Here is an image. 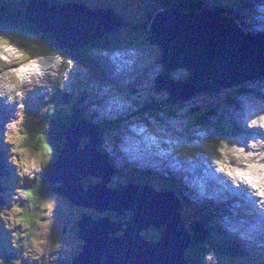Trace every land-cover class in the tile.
Returning a JSON list of instances; mask_svg holds the SVG:
<instances>
[{
  "label": "water",
  "instance_id": "water-1",
  "mask_svg": "<svg viewBox=\"0 0 264 264\" xmlns=\"http://www.w3.org/2000/svg\"><path fill=\"white\" fill-rule=\"evenodd\" d=\"M25 19L40 34H51L59 48L70 52L80 51L122 25L111 11L91 12L79 5L37 0L29 2ZM147 32L159 48L163 66L156 88L168 92V103L198 93L235 90L264 77V34L246 35L205 11H160L150 19ZM176 69H185L188 77L173 82L170 73ZM77 114L79 120H71L63 149L48 175L49 185L57 184L49 192L98 214L112 212L118 220L108 216L95 219L84 213L77 222L81 252L73 264H188L185 251L191 237L181 216L179 197L170 191L157 193L150 187L109 188L114 173L106 157L97 152V127L86 136L82 131L87 124L82 123L80 111ZM81 137L90 138L83 150L79 149ZM89 176L100 182L85 189L83 181ZM3 204L0 197V206ZM125 213L129 216L122 222ZM151 227L159 232L156 242L146 241L141 235Z\"/></svg>",
  "mask_w": 264,
  "mask_h": 264
},
{
  "label": "clouds",
  "instance_id": "clouds-1",
  "mask_svg": "<svg viewBox=\"0 0 264 264\" xmlns=\"http://www.w3.org/2000/svg\"><path fill=\"white\" fill-rule=\"evenodd\" d=\"M73 69L74 61L62 50L50 48L38 38L20 40L0 30V101L14 108L12 116L0 129V145L6 149V163L15 169L17 178L8 206L0 207V232L7 233L0 251V264H57L61 259L60 253L65 244L52 239L56 200L39 198L35 192L25 190L33 181L40 183L42 174L56 156L55 148L50 147V140L46 142L45 139L49 135V124L44 123L39 131L29 127L31 117L26 111L25 100L29 94L39 90L45 101L41 114L52 115L54 105L49 102L50 98L56 94L58 87L68 83ZM242 123L249 132L264 133V107L247 111ZM99 135L97 152L102 154L99 148L104 134ZM82 139L84 142L81 144ZM89 140L81 137L79 149L88 146ZM200 147L210 153L208 167L213 175L233 191L245 193L251 207L264 214V136L247 139L222 136L205 141ZM111 169L115 174L117 168ZM214 218L219 225V216ZM158 233L156 238L145 240L156 242ZM187 257L188 264H191L193 261ZM202 264H220L216 252L209 249L203 256Z\"/></svg>",
  "mask_w": 264,
  "mask_h": 264
},
{
  "label": "rangeland",
  "instance_id": "rangeland-1",
  "mask_svg": "<svg viewBox=\"0 0 264 264\" xmlns=\"http://www.w3.org/2000/svg\"><path fill=\"white\" fill-rule=\"evenodd\" d=\"M22 1L28 2V0H13L16 7L22 5L21 4ZM52 1L61 2L63 0H52ZM82 1L90 3L100 8H103L106 6L114 7L116 12H118L121 16H123V18L125 19V21L128 22V24H132L133 21L139 20L140 17L142 16L144 17L147 16L150 11L152 14L154 13L157 14L156 10L157 11L166 10V9H162L163 5H166L168 8H171V6H169L166 0H135L139 2V6L135 4L134 0H79V2H82ZM202 1H203L202 4L207 7L208 0H202ZM233 1L234 0H219V1L217 0V2L214 3L213 7L223 5L224 3L232 4ZM63 2H66V1H63ZM124 2H127V5H124ZM256 3L257 2L255 1L253 5L255 6ZM225 5L229 6L227 4ZM244 5H245L244 0H238V2L235 5H233L232 7L229 6V8L233 10L235 14H238L243 17V16H246L245 14H247L246 9L243 7ZM258 9L261 10L264 14V9H261L260 7H258ZM207 10L212 11L210 6L207 7ZM238 20L239 19L236 20L237 24L240 25L241 28H243L244 25L242 24V21L241 20L238 21ZM253 20L254 18L252 19V21ZM137 23L140 24L141 27H144L147 21L140 20ZM139 28L140 27H138L137 29H133V30L139 31L140 30ZM246 30L248 31V29ZM130 35L131 34H129L127 30L122 29V27H120L116 32L112 34V37L122 36L123 38H126V39L130 38V41H132L131 42L132 44L130 45H135V47H130L128 48V50H121V52L125 55H128L129 53L132 52V55H134L135 57L134 59L133 58L130 59L131 64L127 63V66L126 64L123 65V67L125 68L127 67V69H124V71L122 72V75H126V76L122 77L120 81L121 85H119L118 89L116 88L112 90L110 85H107L104 82H100L102 80L96 74V73H99L102 76V72L99 71V69L103 71V68H104V66L100 63V61L96 59V56H104L107 60H109V59H113L114 53L112 52L105 53V52H97V51L93 52L94 51L93 49H89L88 51L87 49H82L80 50V52L76 53L74 59H72L74 61V69L71 73L70 80L68 81V83L62 86L61 95H60L61 99L62 98L66 99L68 95H71V96H68L69 102H72L74 100H78L79 98H81L82 101L84 100L82 102V105L84 104L87 105V104L92 103L91 105L92 107L90 108V111L88 112V116H90L91 113H94L97 117L95 118V120L99 122L100 120L99 118H101V120L104 121V120H107L108 118L117 117V115H114V113L110 114V112H112L113 109L109 111V110H105L104 108L106 105H111L110 104L111 103L110 94H114L115 96L114 98H112V102L117 101L115 102L116 106L120 108V110L124 111V116H126V119L129 120L127 126L135 118L136 120L144 119L143 117H145L146 114L142 113L144 111V107H143L144 105L142 104L145 103L148 106V108L154 107L155 110H148L149 115H152L154 118H156V119H152V118L149 119V121H151L152 123L151 133L154 136H162L166 144H168V142H173V144L175 145V149L172 150V148H170L169 146H166V151L170 153L173 152L174 154L176 153L177 150H187L188 151L190 149L195 150L194 147H200V145L202 144L201 140H196L193 143V139L197 137H201V138L207 137L208 138V135H211V138H209V140H214L215 138H218L213 135H217L221 127L224 129H227L226 126L229 124L230 119L233 118L235 121H241L242 115L243 114L246 115V112L249 110V108L252 107L253 104H256L257 108L264 107V101H260V100H263L262 98H260L259 100L255 96L246 95L245 93H237L239 97H235V99H238V101H236V104L239 103V105H241V108L237 109L231 106V103L229 102L232 100V97L234 96V94H236V92L234 91H228L232 89H227V90L222 89L218 93H209V94H204L203 96L201 95V93L200 94L198 93L193 96V97L196 96L193 99V101L188 102L190 99L193 98L191 97L188 100L178 101L176 103L170 104V106H165L164 105L166 101L165 93L162 91L157 92L154 89L155 77H157L158 75H160V73H162V66L159 62V59H160L159 48L153 47V42L147 36V32L146 33H144L143 31L136 32L133 35L134 38L132 36L130 37ZM15 37L22 40L21 37H18V36H15ZM145 39L149 40L148 42H150V45L145 46V42H146ZM81 53H84L83 54L84 56L88 54L90 55L88 56L89 62L87 63L81 62L80 58L78 57L82 55ZM100 58H103V57H100ZM114 68H116V66H114ZM175 76L184 77L185 72L179 70L176 73H173L172 74L173 80L177 79ZM123 84H129L130 87L129 88L124 87ZM79 85H87L89 86V88L85 91V89L81 88ZM249 86L253 87L255 90H257L258 88H261L263 89L261 92L264 93V78L251 81L250 83L246 82V86L244 87H249ZM122 88H125V89L123 90ZM83 91L85 92L84 94L85 96L82 94ZM117 93H119L124 98H122ZM228 97L230 98V100ZM160 101H162L161 103L163 104L162 113L159 110ZM69 106L62 105V107L60 108L67 111V108ZM140 108H142L143 111L139 110ZM211 109L215 110V115H216L215 117L210 118L212 128L209 127L206 130L201 131V129H199L198 127L190 126V124L194 121V119H196L200 115L204 116L205 118L209 117L210 115L208 116V114ZM87 110L89 109L87 108ZM127 111L129 112L130 115L128 114ZM250 111H254V110L250 109ZM8 112H10V110H7L5 115L9 117L11 112L10 114ZM4 123H0V129H2ZM119 123L114 125L113 129L104 135L105 140L103 139L102 143H104L105 141H107L108 143L110 141L115 142V143L118 141L119 143L121 142L120 141V128L118 125ZM99 125L102 126L100 122H99ZM135 127L137 128L138 126L135 125ZM135 127H131L130 129L135 130ZM118 128H119V131H118ZM103 129H105V127H103ZM207 138H205V140H207ZM238 138L247 139L248 137H243V138L238 137ZM143 139L144 138L137 139L135 141L137 143L134 144L131 148L129 146L127 147L122 146L123 148L127 149L128 153L124 155V158H120L118 152H116L117 153L116 156H118V159H120L122 163L124 162L127 164V160H128L127 157L131 154L133 156H136V152H133V150L137 148L138 143L140 144V141ZM83 142H84V139L81 140V144ZM120 145L122 144L120 143ZM102 147L104 149V146ZM1 148L3 149V154L5 155V161H6V149H4L3 146H1ZM105 148L107 149V147ZM99 150L103 151L101 150V148H99ZM106 152H108V150ZM111 153L112 155L114 154L113 152ZM186 153L188 154V152ZM149 154H147L146 152L143 155L144 160H146L147 162H149L146 159ZM196 154H200V152H196ZM149 157H151V159L153 158L154 161L155 159H157L154 157V155H151V156L149 155ZM161 157H163L162 154H161ZM158 162H160L161 165H164V161L161 162V160L159 159ZM195 165L196 163L193 162V166ZM199 165H202V164L199 163ZM121 166L122 167H118V168L123 169L124 171L122 170L121 173L123 172L125 175L121 176L120 174L115 173L113 176V179L111 180L112 183L117 184L118 181H121L122 179L129 177L127 174L129 173V170H125L127 168L125 167V164L123 165L121 164ZM5 167L7 170L2 169V172L4 173V177H2V180H4V185H3L4 188H3L2 197L6 199L7 204H8L11 199L13 189L15 188L14 182L17 180V178L15 177V174H14L15 173L14 168H12L10 165H7V163H5ZM8 170H10V173L12 174V176H10ZM140 171H143V169H140ZM137 173L138 172L136 171L135 172L131 171L129 174H137ZM137 178L140 179V176H137ZM84 181H85L84 186H88L90 182H94L96 180L87 177ZM127 183H131V182L125 181L121 183L120 185H124ZM145 183L149 184L148 180L145 181ZM32 184L29 185L25 190L30 191L31 188L33 187ZM151 185L157 188L159 187L156 184H151ZM158 185L162 186L161 183ZM54 186L55 185L49 186L50 187L49 190L53 189ZM208 186L205 185V187H208ZM241 193L238 192V194H241ZM50 194L52 195L50 198H54L57 202V207L55 211V223H54V228L52 231V239L54 241L61 240L65 244L64 250L60 253L61 259L57 262V264H71L73 257L78 254L80 247H81L80 241H76L75 238L72 236V234H70L72 231V228L75 225V222L77 224L78 220L80 219L78 218L77 213H80L81 211L87 214L89 212L94 213V214H88L92 216L93 218H97V216L100 217V216L107 215L113 221L117 220L118 218L116 217L114 213L109 212V211H106L103 214H98V213H95L93 209H83L78 206H70L68 205L69 203H67L63 198H60L57 195L52 194V193ZM221 197L225 198V195H221ZM252 212L254 213V215L259 216V213H257L255 209H253ZM244 215L246 216L247 212H245ZM128 216L129 214L125 213V217H123L121 221L126 220ZM219 217L221 221H223V217L222 216H219ZM227 217H232L233 219L237 220L236 218H234L233 214H229V216H224V219L226 222L230 221L227 219ZM233 228L235 229L234 226ZM63 232H65V234H63ZM2 234L5 235V237L7 236V233L2 232ZM142 234L144 235L145 239L156 238L157 231H155L154 228H148L144 230ZM189 249L190 248L188 247L185 252L186 261L188 262L187 256H189L191 260L193 261L191 264H197L200 262L202 263L203 258L201 260L200 257L198 258L194 256V254L190 253ZM263 255H264V252H263ZM255 259H259V256H256ZM245 261H248V260L244 259L238 264H245ZM220 264H229V263H220Z\"/></svg>",
  "mask_w": 264,
  "mask_h": 264
},
{
  "label": "trees",
  "instance_id": "trees-1",
  "mask_svg": "<svg viewBox=\"0 0 264 264\" xmlns=\"http://www.w3.org/2000/svg\"><path fill=\"white\" fill-rule=\"evenodd\" d=\"M167 3H172L171 5L173 7H176L180 10H183L184 12L193 11L194 9L203 7L202 0H166ZM212 5H214L215 0H212ZM163 7H166V5H163ZM250 9V8H249ZM248 9V10H249ZM218 14L222 15H228L229 22L233 23L234 17H232V12L229 9H218ZM124 24L122 29H125L128 31L129 34L134 35L136 32L137 27H140V24H128L127 21H124ZM0 30L7 31L9 34L13 35V37L18 36L21 37L22 40L29 39V38H38L41 40L44 44L49 46L53 49H60L54 38L50 35L43 36L40 35L35 28L30 26L24 19V10L23 9H17L12 6V4L8 1L0 2ZM113 34V33H112ZM112 34L109 35L106 39H100L95 42H91L86 48L87 51L89 49L94 50H100V51H106V50H115V49H128L130 48V44H132L129 39L123 38L122 36H113ZM131 37V36H130ZM133 37V36H132ZM134 38V37H133ZM127 40V41H126ZM65 55H67L69 58L74 59L76 53H71L69 51L62 50ZM80 52V51H79ZM81 56H78L81 60V62H89V54L84 56V53H81ZM82 58V59H81ZM61 87H58V90L54 96L50 98V103L54 105V112L52 115H42L41 109L45 107V101L42 97H35L32 98L31 96H28L27 102H26V111L29 115L31 123L29 127L34 131H39L41 126L44 123L49 124L48 133L49 135L45 137L46 142L50 140V147H54L56 150V156H54L52 163L48 169L44 171L42 174V178L40 180V183L37 184L36 181L33 182L32 188L30 191L35 192L37 197L39 198H50L52 195L49 192V185L47 181V175L52 170V166L54 162L56 161V157L59 153V151L62 149L63 142H64V134L67 130V112L64 110H61L60 107L62 104L70 103L67 99H61ZM242 93H245V91H242ZM70 98V97H69ZM71 99V98H70ZM81 98L78 99L80 101ZM232 102L235 101L234 98L231 100ZM82 102V100H81ZM71 104V103H70ZM77 105V102L76 104ZM167 106V105H165ZM78 109L84 113H87L85 107L77 106ZM33 109V110H32ZM32 111V112H31ZM31 113V114H30ZM210 115V116H209ZM209 117L205 118L204 116L200 115L194 121L190 124L191 127H199L200 129L204 128V126H210V118L215 117V111H210L208 114ZM39 117V118H38ZM101 136H103L104 132L100 131L99 133ZM219 134H226V132L223 130V128H220ZM118 172V171H117ZM119 173V172H118ZM121 176H124L125 174L122 172L120 174ZM85 183V182H84ZM91 184V183H89ZM90 186V185H88ZM86 186V187H88ZM58 196V195H57ZM59 197V196H58ZM65 200V199H64ZM67 203H69L67 200H65ZM185 204V199L184 202ZM70 206H74L72 204H68ZM186 209L183 212V220L184 224L187 227L190 235H191V247H190V253L194 254L196 257H200L201 260L204 256V254L209 250H214L217 254L218 259H224L228 261L229 264H238L241 261H243L245 258L243 255L244 252H242V249H239L238 246L227 243V239L224 238V232L217 224L216 218H214L213 215H215L209 208H195L194 204H188L186 202ZM83 211L80 213H77L78 218L81 219L80 216L83 215ZM88 214H94V213H88ZM86 213V215H88ZM90 216V215H88ZM99 218V216H97ZM73 231H71L73 234L77 231L76 225L72 228ZM7 237V236H6ZM2 242H4L2 240ZM3 250V248H2ZM0 248V251H2ZM14 259V257H11ZM249 258V256H248ZM251 258H253L251 256ZM252 262V261H251ZM249 263V262H247ZM197 264H202L197 263Z\"/></svg>",
  "mask_w": 264,
  "mask_h": 264
},
{
  "label": "bare ground",
  "instance_id": "bare-ground-1",
  "mask_svg": "<svg viewBox=\"0 0 264 264\" xmlns=\"http://www.w3.org/2000/svg\"><path fill=\"white\" fill-rule=\"evenodd\" d=\"M255 1L256 0H244L245 5L243 7L246 9L247 14H245L246 16H243L241 18V21L244 24L248 25V27H246V29H248V31H250V32H248L246 30L247 34H253L255 32L253 30V29H255V27L250 28L249 26H251L252 24H255V23L258 22L257 21L258 20V18H257L258 17V12L253 10L254 9L253 8V4H254ZM207 2H208V4H207L208 6H210V7L214 6V5L211 4V2H213L212 0H208ZM253 18H254V20L252 21ZM55 19L57 21H60V19L58 17H55ZM76 29L78 30V28H76ZM100 57H103V56H96V59L100 60L102 62V64L105 66L104 68L107 70V72L109 74L108 75V79L109 80L113 81L114 79H117L119 81V78L126 76V75H122V71L119 68H118V71H117V68L112 70V66L107 61V59L105 57H103V58H100ZM114 58H115V56H113V60H114ZM109 70L113 72L112 75L115 74L116 76H110V71ZM118 85H121L120 82H118ZM123 85H124V87H127V88L130 87V86H128L129 84H123ZM115 102H117V101H115ZM115 102H111L110 103L112 106L111 105H106L104 108H105V110H109V111L113 109L112 112H110V114L114 113V115H117V117L116 118H108L107 120H104V121L99 120V122L102 124L101 127H105V122L108 121L107 124L109 125V128L111 130L113 129L114 125H116L117 123L120 122L118 125H119V128H120V141H121L120 143L122 145H120L119 141L116 142V143L115 142H111V141L108 143L107 141H105L104 143L101 144V150H103L102 154L106 157L108 164L112 160H113L114 164L115 163L118 164L119 162L122 163V161L120 159H118V156H116V154H117L116 152H118L120 158H124V155H126V153H128V151H127L126 148H123V147L129 146L131 148L134 144L137 143V142H135L137 139L144 138L143 140L140 141V144L138 143L137 148L135 150H133V152H136V156H133L131 154V155H129L127 157V159H128L127 160V164H131L130 158H132V159H136L137 158L144 165H146L148 167L151 177H156V174H158L159 177L162 176L164 178L169 171H172L174 169L173 166H172L171 160H172V157L176 153L174 154L173 152L170 153V152L167 151L168 153H165L163 155V157H161L160 148H163L164 150H166V145H164L163 143L160 144V143H156V142H153L154 143V147H152V149L149 150L148 147H146V140H148L147 137L143 133H140V134L136 133L137 132V131L135 132L136 128H135V130L130 129L131 127H134L131 124H133L135 122L136 118L133 119L130 122V124L127 126L129 120L126 119V116H124V111L120 110V108H118L116 106ZM91 105H92V103L86 105V109L87 108L89 109L88 112L90 111V108L92 107ZM10 112H8V113L10 114ZM128 114H129V112H128ZM89 117H94L95 118L96 115L94 113H91ZM3 118H5L7 120L9 117L7 115H4ZM95 121H97V120H95ZM93 127H96V126H93ZM119 128H118V131H119ZM101 131H103L105 134L108 133L107 130H106V127H105V129H103ZM244 131L245 130L241 131V127H239V126L236 127V128L233 127L231 135H233L235 137H237V136L241 137L242 134H247L244 137H248V138L250 136H264V133H260L258 131L251 132V133L250 132L243 133ZM102 146H104V149H103ZM105 147H107V149ZM119 148H121V149H119ZM194 149L195 150L190 149V150L186 151V152H188V154L192 155L193 162L196 163V165L193 166L194 172L191 169H189L184 175H182V177H186V182L195 191H200L201 185H202V177H204V175H203L204 162H203L202 157L198 156L196 154V152H200V153L203 154V151L200 149V147H194ZM107 150H108V152H106ZM111 152H113L114 154L112 155ZM146 152H147V154L150 153L149 154L150 156L154 155V157L157 158V159H155V161H154V159L153 158L151 159V157H149V155H148L146 159L149 162H147L146 160H144V157H143V155ZM166 154H167V156H166ZM159 159L161 160V162L164 161V165H161L160 162H158ZM183 163H184V165H183ZM199 163L202 164V165H199ZM182 165H183L184 170H187V162L185 161V159H182ZM150 166H152L153 171L150 170V168H151ZM109 168H110V166H109ZM0 170H2L1 167H0ZM112 172L114 173L113 170H112ZM190 172H193V173L190 174ZM147 180H148L149 184H146V185L149 186L151 189L153 188L154 190H156L157 193H160L159 187L158 188L154 187L153 185H151V184H154V183H152V181L150 179H147ZM220 181H221V179L217 178V182H215V185H214V191H215L216 194L213 193L211 190H207V191H203V192L205 194L213 195L216 198H218V204L216 206V213L219 216H222V215L225 216L226 215L225 213L230 212L232 210V205H233V202H234L235 198L238 199V196L246 198L247 196H246L245 193H241V192H240L241 194H238V196H237V194H235V192L231 188H230V192L223 191L222 187H221L222 183ZM157 186H159V185H157ZM221 195H225V198H222ZM246 202L251 207V203H250L249 199L246 200ZM251 208H252V210L254 209L253 207H251ZM255 211H257V210L255 209ZM244 213L245 212H242L243 215H244ZM257 213H259V212L257 211ZM242 214L240 213V215H242ZM249 214H254V213L252 211L251 212H247V215H249ZM227 227L235 234H242L243 232H245V229L243 227H241V226L239 227V230H235L232 225H227ZM255 234H256L255 235V240L259 241L261 239V236L259 235L258 232L255 233Z\"/></svg>",
  "mask_w": 264,
  "mask_h": 264
},
{
  "label": "flooded vegetation",
  "instance_id": "flooded-vegetation-1",
  "mask_svg": "<svg viewBox=\"0 0 264 264\" xmlns=\"http://www.w3.org/2000/svg\"><path fill=\"white\" fill-rule=\"evenodd\" d=\"M80 251H81V250H79V252H80ZM79 252H78V253H79Z\"/></svg>",
  "mask_w": 264,
  "mask_h": 264
}]
</instances>
